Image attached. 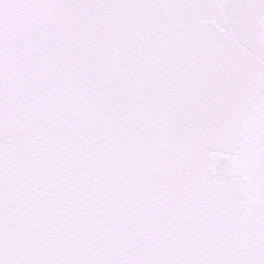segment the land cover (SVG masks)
<instances>
[{
  "label": "snow or ice",
  "instance_id": "obj_1",
  "mask_svg": "<svg viewBox=\"0 0 264 264\" xmlns=\"http://www.w3.org/2000/svg\"><path fill=\"white\" fill-rule=\"evenodd\" d=\"M0 264H264V0H0Z\"/></svg>",
  "mask_w": 264,
  "mask_h": 264
}]
</instances>
